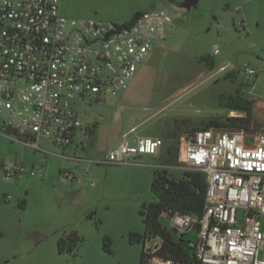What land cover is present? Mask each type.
Here are the masks:
<instances>
[{
  "label": "rangeland",
  "instance_id": "rangeland-1",
  "mask_svg": "<svg viewBox=\"0 0 264 264\" xmlns=\"http://www.w3.org/2000/svg\"><path fill=\"white\" fill-rule=\"evenodd\" d=\"M183 2L60 0L67 18L123 24L157 8L166 10L172 22L125 90L76 103L83 128L72 145L62 148L41 137L40 146L51 151L46 154L8 137L0 119V264H140L143 242L131 243L129 233L145 232L141 209L157 200L152 190L157 167L166 165L171 178H182L185 171L176 166L185 134L213 120L246 116L231 107L235 96L264 100V0H198L190 9ZM223 65L226 70L219 71ZM246 67L257 74L248 76ZM261 107L254 103L251 130L245 131L264 130ZM126 135L130 141L134 135L169 138L168 147L178 157L170 159L168 148L127 165L71 159L100 161ZM8 161L28 167L35 161L43 173L6 180L1 164ZM65 171L76 179H65ZM162 222L169 227L168 218ZM72 230L82 237L81 245L75 255L59 253L58 239ZM106 237L111 252L105 249ZM197 238L198 229L187 235L192 242Z\"/></svg>",
  "mask_w": 264,
  "mask_h": 264
},
{
  "label": "built area",
  "instance_id": "built-area-1",
  "mask_svg": "<svg viewBox=\"0 0 264 264\" xmlns=\"http://www.w3.org/2000/svg\"><path fill=\"white\" fill-rule=\"evenodd\" d=\"M171 22L170 14L157 8L120 24L67 18L60 0H0V119L5 130L16 132L6 134L46 154L51 151L40 146L41 137L62 148L72 145L83 128L76 103L125 90ZM245 71L250 77L257 74L249 67ZM163 144L160 137L136 136L131 142L126 135L100 161L62 156L127 165L140 156H158ZM176 168L202 172L206 180L200 218L165 213L179 236L198 229L197 259L202 264H264V130L201 128L187 133L180 139ZM42 173L39 163L28 167L8 161L2 166L6 180ZM63 176L76 179L70 171ZM4 196L11 200L10 194ZM163 247L161 236L147 234L146 263L181 264L161 255Z\"/></svg>",
  "mask_w": 264,
  "mask_h": 264
},
{
  "label": "trees",
  "instance_id": "trees-1",
  "mask_svg": "<svg viewBox=\"0 0 264 264\" xmlns=\"http://www.w3.org/2000/svg\"><path fill=\"white\" fill-rule=\"evenodd\" d=\"M137 13L133 19L138 15ZM133 19L131 21H133ZM130 21V22H131ZM236 105L231 106L233 109L243 111L246 116L229 117L227 121L213 120L206 128H232L251 130L252 116L254 111V100L241 99L233 97ZM9 134H16L11 130H6ZM178 149V148H177ZM167 155L170 159L178 157V151L174 155L171 148L168 149ZM167 157V159H168ZM152 190L157 200L155 202L144 204L141 209V215L145 224L144 234L138 232L129 233L131 243L143 242L147 234L161 236L164 239V247L161 255L172 257L181 264H202L196 257V242L187 240V235L179 236L177 232L163 224L162 219L166 218L167 212H182L200 218L203 215L206 180L202 172H185L180 179L171 178L167 169H158L155 171L152 182ZM21 207L25 206L23 201ZM177 235H176V234ZM82 237L77 231L72 230L65 236H61L57 241L59 253L72 252L81 245ZM105 249L111 252V241L106 237ZM140 264H147L144 251L142 250Z\"/></svg>",
  "mask_w": 264,
  "mask_h": 264
},
{
  "label": "crops",
  "instance_id": "crops-1",
  "mask_svg": "<svg viewBox=\"0 0 264 264\" xmlns=\"http://www.w3.org/2000/svg\"><path fill=\"white\" fill-rule=\"evenodd\" d=\"M254 103H255V105L256 104H259V106L261 107V106H263L264 107V100H261V101H259V102H256V101H254ZM262 108V107H261ZM3 123V122H2ZM3 128L5 129V127H4V123H3ZM2 131V128H0V132ZM8 136V135H7ZM136 136H141V135H134L133 136V138H132V140H131V142H133L134 141V139H135V137ZM9 137V136H8ZM163 139V141H164V144H163V146H162V148H161V150H164V149H168L169 147V145H168V140H169V138L168 139H165V138H162ZM40 140V139H39ZM49 141V140H48ZM161 152V151H160ZM145 156H150V155H145ZM140 157H143V156H140ZM35 163V161H33V163L32 164H34ZM3 164L4 163H2L1 164V170H2V166H3Z\"/></svg>",
  "mask_w": 264,
  "mask_h": 264
},
{
  "label": "water",
  "instance_id": "water-1",
  "mask_svg": "<svg viewBox=\"0 0 264 264\" xmlns=\"http://www.w3.org/2000/svg\"><path fill=\"white\" fill-rule=\"evenodd\" d=\"M197 3L198 0H184L181 6L190 9L192 6L196 5Z\"/></svg>",
  "mask_w": 264,
  "mask_h": 264
}]
</instances>
